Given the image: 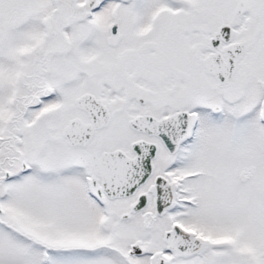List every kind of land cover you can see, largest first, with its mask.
<instances>
[{
  "label": "snow or ice",
  "instance_id": "snow-or-ice-1",
  "mask_svg": "<svg viewBox=\"0 0 264 264\" xmlns=\"http://www.w3.org/2000/svg\"><path fill=\"white\" fill-rule=\"evenodd\" d=\"M0 264H264V0H0Z\"/></svg>",
  "mask_w": 264,
  "mask_h": 264
}]
</instances>
